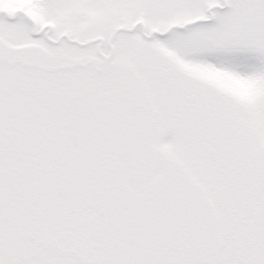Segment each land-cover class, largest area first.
I'll return each mask as SVG.
<instances>
[{
  "label": "snow or ice",
  "instance_id": "6c2138e0",
  "mask_svg": "<svg viewBox=\"0 0 264 264\" xmlns=\"http://www.w3.org/2000/svg\"><path fill=\"white\" fill-rule=\"evenodd\" d=\"M0 264H264V0H0Z\"/></svg>",
  "mask_w": 264,
  "mask_h": 264
}]
</instances>
